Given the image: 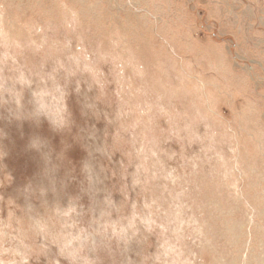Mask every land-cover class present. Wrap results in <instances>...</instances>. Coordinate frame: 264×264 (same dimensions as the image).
Instances as JSON below:
<instances>
[{
	"label": "rangeland",
	"instance_id": "obj_1",
	"mask_svg": "<svg viewBox=\"0 0 264 264\" xmlns=\"http://www.w3.org/2000/svg\"><path fill=\"white\" fill-rule=\"evenodd\" d=\"M4 153L0 264H264V0H0Z\"/></svg>",
	"mask_w": 264,
	"mask_h": 264
},
{
	"label": "clouds",
	"instance_id": "obj_2",
	"mask_svg": "<svg viewBox=\"0 0 264 264\" xmlns=\"http://www.w3.org/2000/svg\"><path fill=\"white\" fill-rule=\"evenodd\" d=\"M61 68H63V67H61ZM54 71H56V69H54ZM66 71H68L69 74L74 75L76 71H81V70H80L79 68H77V67H74V68H72L71 70L66 69ZM23 82H24V83H28V81H23ZM56 91H57V92H60V95H59L58 97H59V99H60V101H61V103H60V108L62 109V114H63L64 112L67 111V107H66V103H65V99H64V97H65V93H63V92L59 89V87H57ZM50 123L53 125L54 128H59V127H62V125H63V123H64V120L56 121V120L51 119V120H50ZM32 147H33V148H36V149H39V148L41 147L40 141H39V140H33V141H32ZM5 155H6V153H4L3 155H0V160H2V159L4 158ZM85 168L87 169L88 166L85 165Z\"/></svg>",
	"mask_w": 264,
	"mask_h": 264
}]
</instances>
